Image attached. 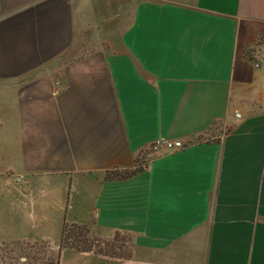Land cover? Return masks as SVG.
<instances>
[{
	"label": "crops",
	"instance_id": "crops-1",
	"mask_svg": "<svg viewBox=\"0 0 264 264\" xmlns=\"http://www.w3.org/2000/svg\"><path fill=\"white\" fill-rule=\"evenodd\" d=\"M262 57L264 0H0V251L264 264ZM64 224L133 255L59 249Z\"/></svg>",
	"mask_w": 264,
	"mask_h": 264
},
{
	"label": "rangeland",
	"instance_id": "rangeland-1",
	"mask_svg": "<svg viewBox=\"0 0 264 264\" xmlns=\"http://www.w3.org/2000/svg\"><path fill=\"white\" fill-rule=\"evenodd\" d=\"M0 126V136L8 133V123L2 122ZM6 123V124H5ZM13 140V138H12ZM14 143V142H13ZM14 145V144H12ZM15 150L13 146L12 151ZM87 234L83 235L87 243H81L82 247H92L97 251L113 252L122 257H131L132 239L128 235L116 234L113 238H104L97 236L87 225ZM77 232L79 228L69 227L66 236L70 231ZM74 242L73 238L69 239ZM58 247L44 241L34 243L17 244L14 247H8L0 251V263L3 264H55L58 257Z\"/></svg>",
	"mask_w": 264,
	"mask_h": 264
},
{
	"label": "trees",
	"instance_id": "trees-1",
	"mask_svg": "<svg viewBox=\"0 0 264 264\" xmlns=\"http://www.w3.org/2000/svg\"><path fill=\"white\" fill-rule=\"evenodd\" d=\"M73 227V228H79V231L75 232L74 231H70V233L67 234L66 233L69 229V227ZM89 233L88 229L85 225H78V224H64L63 228H62V234H61V238L59 240V249H63V248H75L77 250H92V247H82L81 243L86 244L87 240L85 237H83V235ZM73 238L74 242H70L69 239ZM97 251V250H96ZM98 252H104V253H108L105 251H98ZM109 254H114L113 252H109Z\"/></svg>",
	"mask_w": 264,
	"mask_h": 264
},
{
	"label": "built area",
	"instance_id": "built-area-1",
	"mask_svg": "<svg viewBox=\"0 0 264 264\" xmlns=\"http://www.w3.org/2000/svg\"><path fill=\"white\" fill-rule=\"evenodd\" d=\"M257 69H259L264 74V57H262L259 61H257L254 65ZM235 116L240 118V114L236 113ZM183 147V143L179 140H170L165 137L157 138L151 144V150L153 152H157L160 150H175Z\"/></svg>",
	"mask_w": 264,
	"mask_h": 264
}]
</instances>
